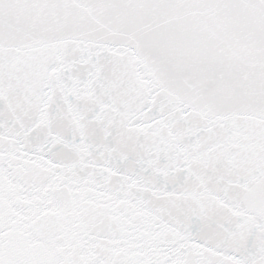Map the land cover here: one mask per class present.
I'll use <instances>...</instances> for the list:
<instances>
[{
  "label": "snow or ice",
  "instance_id": "6c2138e0",
  "mask_svg": "<svg viewBox=\"0 0 264 264\" xmlns=\"http://www.w3.org/2000/svg\"><path fill=\"white\" fill-rule=\"evenodd\" d=\"M0 264H264V0H0Z\"/></svg>",
  "mask_w": 264,
  "mask_h": 264
}]
</instances>
